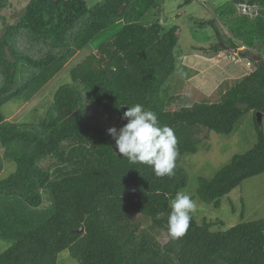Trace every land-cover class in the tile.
Masks as SVG:
<instances>
[{"label": "trees", "instance_id": "16d2710c", "mask_svg": "<svg viewBox=\"0 0 264 264\" xmlns=\"http://www.w3.org/2000/svg\"><path fill=\"white\" fill-rule=\"evenodd\" d=\"M245 1L260 5V16L235 17L241 24L230 30L257 48V53L241 51L254 69L221 88L217 101L192 104L185 94L167 100L161 95L177 71L178 26L165 29L159 19L141 22L154 0H105L95 8L86 0H28L15 23L5 22L0 161L14 168L0 177V239L11 242L0 251V264H58L64 249L79 264H264L263 218L216 229L221 219L203 210L199 218L200 209L184 208L191 198L177 201L189 180L182 158L198 151L202 128L229 135L249 111L264 112V0H232L231 12ZM7 5L9 0H0V8ZM216 20L220 15L200 22L212 25L218 41L199 49L217 52L221 42L237 46L223 37ZM117 21L123 22L120 30L91 47L72 67L70 80L55 90L50 114L21 122L1 114L4 102L22 96L28 101L49 79V71L60 70ZM17 34L49 49L39 58L22 52L15 47ZM24 64L40 68L44 77L22 81ZM89 105L103 111L87 113ZM131 113L145 120L126 128L129 138L121 143L116 131L138 123L135 117L124 118ZM256 127L250 149L235 153L213 177H198L200 201L218 208L244 180L264 173V131L257 119ZM77 148L84 149V162L76 171L59 173ZM244 213L243 206L241 218ZM137 214L150 219L151 227L135 220ZM159 229L165 237L159 238Z\"/></svg>", "mask_w": 264, "mask_h": 264}, {"label": "rangeland", "instance_id": "374dc122", "mask_svg": "<svg viewBox=\"0 0 264 264\" xmlns=\"http://www.w3.org/2000/svg\"><path fill=\"white\" fill-rule=\"evenodd\" d=\"M27 1L9 0V5L0 8V34L5 31L7 26L5 22L8 24L16 22ZM86 1L89 8H95L97 5L101 6L105 2V0ZM232 4V0H154V3L147 8L145 14L140 19L141 22L149 23L155 19H159L165 29L174 25L178 26V42L174 48L177 71L164 84L161 92L163 99L167 100L168 96L173 95L169 92V89L177 75L178 67L185 56L188 58L186 63L194 61L195 66H198V68L201 66V61L204 58L203 68L199 70L202 74L195 75V80L199 78L195 81V84L191 83L192 81L189 79H184L186 81L181 85L183 90L187 91L185 94L188 97L186 100L187 104L202 100L217 101L221 95V88L230 87L242 76L254 69V63L250 58L243 56L241 51L243 49H251L253 50L252 52L257 53V48H249L243 40L234 38L231 30H237L241 24L235 17L248 15L250 18H254L260 16L262 7L256 3L250 4L245 1L236 4V12L233 14L231 12L233 9L230 8ZM244 7L246 10H244ZM259 7H261L260 11ZM222 10L225 12L224 14H220ZM215 14L221 17V21L216 20L215 23L223 37L225 39L231 37L237 45L236 47L221 42L222 49L217 52L199 49V47L209 48L218 41L217 34L212 25H200L202 20L215 19ZM230 20L232 21L230 22ZM225 22L227 25H224ZM122 24L123 22L117 21L115 24L104 28L92 38L90 46L81 49L74 56L70 57L60 70L55 72L49 71V79L28 101L24 102L23 96L8 99L1 106V114L8 116V120L14 122H21L25 118H27L26 120L34 119L38 121L47 116V114H50L53 109V94L61 84L70 80L72 67L81 62L91 52V47L96 49L99 44L115 35L120 30ZM20 36V34L16 35L15 42L17 45L15 44V47L22 52L39 58L44 56L46 50L49 49L48 45L38 44L30 41L28 37L23 38ZM251 38L253 39V36ZM257 41L256 43H258ZM262 47L264 49V45ZM21 68L20 78L22 81L32 79L34 76L44 77L43 71L40 68L28 64H24ZM213 72L221 75L222 80L218 88L214 89L207 96L209 91H203L204 89L200 88V85H215L213 81L210 84L211 80L215 77L213 76ZM85 102L88 103V101ZM102 111V107H95L94 109L91 105L86 107L87 113L94 112L97 114V112L101 113ZM133 117H135L138 123L134 124L130 122L124 127L122 133L116 131L117 133L114 135L117 141L124 143L129 138V135L124 130L130 127H137L143 119L145 120L144 117L141 116V118L134 113L124 116L129 121L133 120ZM256 119L257 112L254 114L252 110L249 111L239 120L234 131L229 135L202 128L199 134L200 144L198 151L195 153H185L182 158L181 165L186 169L189 180L187 186L179 193L177 201L191 198L189 203L183 205L184 208L190 207L192 210L195 208L200 209L199 218L204 213L207 217L221 219L223 224L214 226L216 229H226L243 220L264 219V173L244 180L229 195L222 198V203L218 208H215L211 204L203 203L195 195L199 176L213 177L217 170L226 164L235 153H244L255 144L258 130ZM108 123L110 122L108 121ZM114 124L110 123V125ZM261 126L264 131V112L262 113ZM74 152L71 155L72 161H67L59 173L65 174L76 171L81 166L82 161L84 162V149L77 148ZM88 160L92 161L93 157L88 156ZM13 168L14 164L3 158L0 161V177L8 174ZM243 206L245 207V213L243 214L244 217L241 218ZM135 220L142 223L144 228L151 227V220L140 214L136 215ZM159 230V238L165 237V231ZM10 244L11 242L0 239V251L7 248ZM58 264H79V262L70 255L68 249H64L58 254Z\"/></svg>", "mask_w": 264, "mask_h": 264}, {"label": "crops", "instance_id": "0c3cea01", "mask_svg": "<svg viewBox=\"0 0 264 264\" xmlns=\"http://www.w3.org/2000/svg\"><path fill=\"white\" fill-rule=\"evenodd\" d=\"M187 59H188L187 56H185L184 59H182L180 65L178 67L177 75L171 84L170 92L173 95L179 94V93L186 94L187 91H184L183 87H181V85L184 84V82L186 81L184 79H189L192 81L191 83L195 84V81H197V79H199V78H197L195 80L194 79L195 75L202 74L199 70L203 68L204 58L202 59L201 64H200L201 66H199V68H198V66H195L194 61L186 63V61H188ZM210 64L213 65L212 63H210ZM213 76H215V77L213 80H211L210 84H212V81H213V83L215 82V85L214 84L210 85V86L206 85V84L200 85V88L204 89L203 91H209L207 96H209V94L212 93L214 91V89L218 88L219 83L222 80L221 75H219L218 73L213 72ZM218 77H220V78H218Z\"/></svg>", "mask_w": 264, "mask_h": 264}, {"label": "water", "instance_id": "95a60500", "mask_svg": "<svg viewBox=\"0 0 264 264\" xmlns=\"http://www.w3.org/2000/svg\"><path fill=\"white\" fill-rule=\"evenodd\" d=\"M257 122L259 125L262 124V112H260V111L257 112ZM82 229L83 228L81 227V228L77 229V231H81Z\"/></svg>", "mask_w": 264, "mask_h": 264}, {"label": "built area", "instance_id": "2783aa9c", "mask_svg": "<svg viewBox=\"0 0 264 264\" xmlns=\"http://www.w3.org/2000/svg\"><path fill=\"white\" fill-rule=\"evenodd\" d=\"M244 10H246V8L244 7ZM234 60H236L235 58H233ZM250 64V63H249Z\"/></svg>", "mask_w": 264, "mask_h": 264}]
</instances>
